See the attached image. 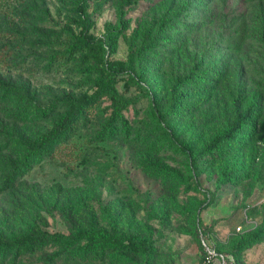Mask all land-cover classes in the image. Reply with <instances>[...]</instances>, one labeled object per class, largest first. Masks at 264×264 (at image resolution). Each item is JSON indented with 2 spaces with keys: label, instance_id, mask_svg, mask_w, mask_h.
Listing matches in <instances>:
<instances>
[{
  "label": "rangeland",
  "instance_id": "1",
  "mask_svg": "<svg viewBox=\"0 0 264 264\" xmlns=\"http://www.w3.org/2000/svg\"><path fill=\"white\" fill-rule=\"evenodd\" d=\"M112 92L129 129L104 139ZM90 96L74 136L4 190ZM92 230L154 251L70 246ZM43 234L0 264H264V0H0V246Z\"/></svg>",
  "mask_w": 264,
  "mask_h": 264
},
{
  "label": "trees",
  "instance_id": "2",
  "mask_svg": "<svg viewBox=\"0 0 264 264\" xmlns=\"http://www.w3.org/2000/svg\"><path fill=\"white\" fill-rule=\"evenodd\" d=\"M89 37L87 41H89ZM74 47L80 49V44H74ZM78 50V49H77ZM110 69L114 74H118L122 71L121 64L114 62L109 63ZM194 78L193 74L189 77L176 81L179 83H184ZM114 98L116 109L114 113L106 122V128L104 131V139L107 138H119L121 133L128 131L129 124L127 120L122 117L121 109L125 107L128 103L127 99L119 98L114 92L111 93ZM96 101L95 96H90L84 98L83 105L74 108L72 111L64 114L59 121L53 126L52 130L48 136L43 137L40 142V148L36 150L29 151L26 156L24 164H21L14 168L11 174L5 179L3 184V189H7L13 186L22 171L24 170L25 164L28 162H33L36 157H48L52 155L54 145L58 142H66L74 136V134L84 125L85 122V111L89 110L92 104ZM251 118V112L249 110H244L242 112H236L234 118L227 124L225 128L220 130L215 136L212 137L209 145L207 146L208 151H213L218 145L223 142L232 140L237 137L241 129ZM184 150V149H183ZM186 150H184L185 152ZM53 238L48 234H43L38 237L25 236L19 241L17 247L11 244H5L0 246V255L3 258H8L14 252L17 253L21 247L30 244L33 250L39 248L40 244ZM55 238V237H54ZM86 238L87 243L84 246V251L87 255H92L96 252H135L144 255H150L154 249L146 242L144 239H129L122 237L117 234H108L102 230H92L90 232H76L74 238L70 243V246L76 245L80 240ZM55 259H50L47 264H54Z\"/></svg>",
  "mask_w": 264,
  "mask_h": 264
},
{
  "label": "built area",
  "instance_id": "3",
  "mask_svg": "<svg viewBox=\"0 0 264 264\" xmlns=\"http://www.w3.org/2000/svg\"><path fill=\"white\" fill-rule=\"evenodd\" d=\"M237 230L240 231V228H237ZM214 255H215V254H214L213 252L208 251V256H207L208 260H209L210 258H212Z\"/></svg>",
  "mask_w": 264,
  "mask_h": 264
}]
</instances>
